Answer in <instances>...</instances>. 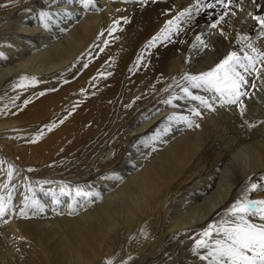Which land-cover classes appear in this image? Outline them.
<instances>
[{
	"label": "rangeland",
	"instance_id": "rangeland-1",
	"mask_svg": "<svg viewBox=\"0 0 264 264\" xmlns=\"http://www.w3.org/2000/svg\"><path fill=\"white\" fill-rule=\"evenodd\" d=\"M12 1L14 0H0V14L7 3ZM53 1L35 0V4L44 3L42 9L44 8L43 10L47 11L49 7L53 6ZM122 1L127 5L134 3L137 6L134 5L135 8L119 20L118 30L112 33L111 36L108 35V32H105L103 36L93 41L92 48L83 56V61L66 73L70 78L65 79L64 75L66 74L56 77L46 76L45 79L37 77L38 83L35 86H29L26 89H14L12 81L18 76L8 78L0 87V117L3 120L15 119L20 122L18 126L0 130V196L7 197L10 194L12 197L11 202L17 212L23 207L25 196L31 195L29 189L35 190L36 198L43 204L39 196L52 199L50 193H58L63 185L71 187L80 185L83 187L100 181L103 174H110L111 168L103 172L98 168V165L108 162V159L105 158L106 154L109 153L108 150H111L116 141L128 135L127 129L131 130L137 119L145 115L147 117L156 115L164 105L162 101L169 98L173 93L183 97V93L176 86L175 80H179L186 69L190 74L197 75L210 70L220 62L217 61L216 64L198 72L189 70V61L192 62V59H188L187 66L183 71L178 75H172L170 79L162 84L163 79H165V68L168 66L165 47L176 42L177 33H172L171 37L173 39L171 38V42H157L153 47H145V45L161 32L169 20L174 19L180 11L190 8L192 5L182 6L177 12L172 5L169 9H161L160 6L156 10L157 13L154 14L152 12L153 5L168 1ZM236 10L238 11V9ZM215 12V9H206L199 13L194 11L191 21L181 22L183 31L180 34H183L181 42L183 47L186 48L189 42L193 45L197 43L196 39H193L199 36L201 22L213 16ZM169 16L171 17L168 18ZM158 17L165 18L164 26L162 25L160 31L152 37L148 36L143 39L134 50V53L133 51L129 53L131 49L126 48L129 39L147 29L150 22ZM125 18H127V23L124 22ZM246 18L247 21L251 19L248 17V13ZM7 22L0 20V26ZM104 41H107V44ZM235 42V48H239V45L242 44L237 43V38ZM213 45H209L208 48L197 49L199 52L202 50V53L206 51L205 54L210 55V49H213ZM127 53H129V56L131 55L128 58L129 62L131 61L128 64L129 68L127 69V66H125L128 71L123 69L124 64L126 65L128 61L122 62L121 60ZM138 57H141V59L137 64ZM194 60L197 61L198 58ZM85 64H87V67H84ZM261 76L264 77V72L261 73ZM254 78L255 73L248 77L250 82ZM255 82L257 89H248L250 97L245 102L246 112L249 114L253 112V108L264 110V84L260 80ZM61 87H64L61 95L55 98L59 101L56 108L52 106L50 100L47 104L49 110H41L40 99L51 96L50 94L58 92ZM191 91L193 95H206V93L198 95L195 89H191ZM41 92L44 93L43 96L39 95ZM211 95V93H208L205 97L210 98ZM180 100L193 105V102L198 103V101L188 98H181ZM25 101L31 102L25 105ZM193 105H189L187 110L193 108ZM231 107L235 111H232ZM236 111L239 112L235 106L224 107V115L229 118L225 121L227 136L224 137L226 138L223 137L221 132H214L208 125L209 137L206 149L197 151L191 156L189 165L178 181L175 182H182L181 186L174 192V196L172 192L169 195L168 210L160 215L151 214L138 218L129 240L125 242V239H122L120 247L114 248L107 260H111L113 264H208V261H201L198 257L192 255L193 237H196V234L203 231L210 223L218 225L221 221L231 219L229 215H226V212L238 198H242L245 182L248 179L244 180L233 191L232 196L224 206H221V209L219 208L205 223L172 234L167 233L163 226L167 224L175 212L183 211V205L188 202L191 193L196 192L199 194L200 189L208 182L207 186L214 184L210 181L211 176L218 177L220 172V169L215 167L217 164L219 166L217 158L219 156L223 157L242 139L239 128L243 126L244 129H248L247 125L244 124V120L257 124V127L262 126L264 128V124L260 123L261 119L257 121L256 119L245 118L246 115L243 119ZM248 113L245 114L249 116ZM167 116L168 114L162 116L154 124L151 132L145 131L131 137L132 141L136 138L137 147L134 150L137 148V150H148L154 144H146L141 141L153 135ZM53 125L55 127H52ZM50 128L51 130H49ZM128 144L126 145L127 151L124 150L121 155L122 160L127 157L126 155L129 152ZM109 159L116 162L112 158V154H110ZM10 167L12 170L11 178L8 176ZM261 174L258 173L252 176L253 181L264 183V181H258ZM218 178L213 181H217ZM190 186L193 188L200 187L191 190ZM263 195L264 190H258L249 193V199L260 200L259 198L255 199V196ZM64 198L69 199L68 197H61V200ZM46 212L45 210L39 217L31 216V213L29 215L30 218L34 217L42 224H46L48 223L47 220L51 218ZM14 219L17 221L29 220V218ZM248 220L251 223L264 224V221L259 220L257 217H248ZM215 238V234H213V239ZM28 242L25 247H28L29 250H25V252L20 250L13 253L19 262L10 264H28L26 256H30L31 261L37 263L45 258L44 253L41 251L42 248L39 247L40 244L31 242V240ZM0 246L1 256L5 255V252L6 254L9 252L7 251L9 249L3 251L5 246L2 245V242ZM13 250L16 249L13 248ZM10 257H13V255L10 254ZM93 264H104L103 257H100Z\"/></svg>",
	"mask_w": 264,
	"mask_h": 264
},
{
	"label": "bare ground",
	"instance_id": "bare-ground-1",
	"mask_svg": "<svg viewBox=\"0 0 264 264\" xmlns=\"http://www.w3.org/2000/svg\"><path fill=\"white\" fill-rule=\"evenodd\" d=\"M167 1L163 4L153 5L152 12L156 14L158 7L169 9L171 5L177 12L182 6L188 7L196 2V0ZM94 2L100 11L90 9L87 13L84 12L80 0H54L53 6L49 7L47 11L42 9L44 3L40 2L36 5L35 0L8 2L0 14L1 21H8L0 26V53L9 58L6 66L0 68V87L8 78L18 77L21 74L35 75L39 79L66 74L83 61V56L92 48L93 41L97 39L101 31L107 32L113 21H119L137 6L134 3L127 5L122 0H94ZM205 2H210V0H205ZM257 2L261 5L260 12H264V0H257ZM242 6V11L236 10L235 16L226 15L215 29H211L209 25L217 19V12L223 11V9H219V6L215 9L216 12L213 16L201 22L199 36L208 45L214 44L213 49H210V55L205 54L206 51L199 52L191 42L186 48L183 47L181 45L183 34H176V42L165 47L168 66L165 68V79L162 84L172 75H178L183 71L187 66L188 59H192V62L189 61V70L201 72L216 64L217 61H221L230 51H239L246 44L244 42L239 45V48L234 47L236 38L240 35H249L255 47L264 51V38H260L253 31L255 21L252 23L251 19L246 20L247 13L257 14L256 7L251 3V0H245ZM41 12H47L51 17L46 29L40 20ZM65 13H71V15ZM164 19L161 17L154 19L147 29L130 38L126 45L128 50L131 49L129 53L132 51L134 53L143 39L148 36L152 37L160 31ZM221 32L224 35H221ZM171 38L173 39V37ZM129 53L121 59L122 62H129L128 58L131 57ZM196 58H198L197 61L194 60ZM128 62L126 65L124 64V70L129 68L128 64L131 61ZM64 78L68 79L70 76L66 74ZM63 88L61 87L58 92L50 94L51 96L41 98L39 101L41 110H49L47 104L50 100L52 106L56 108L59 101L55 98L61 95ZM195 90L198 95L200 93L208 94L203 89ZM244 102H247V98ZM173 103L176 105L175 107L164 104L160 113L150 116L147 120L144 119L146 115L137 119L132 129H127L128 135L125 138H120L114 145L112 144L113 146L111 150H108L109 153L105 158L109 162V156L112 154V158L116 162L110 160L109 163L99 164L98 168L103 172L111 168L110 173L121 175L124 183L117 185L110 180L101 179L90 184L102 193L103 200L101 202L94 203L87 211L81 210L77 216H69L66 214V208L71 201L64 198L59 206V211L65 212V214L57 215L53 211V208L57 206L52 204V199L39 196L48 212L46 213L51 216L47 220L48 223L42 224L34 217L27 221H17L13 218L11 223L3 226L6 229L0 227V243L2 242V245L5 246L3 251L9 249L7 254L5 252V255H0V264L18 263L19 261L13 254L16 250L13 248L19 247L25 252V250H29L28 247H25L29 240L41 245L39 247L42 248L41 251L45 258L37 263L31 261L30 256H26L28 264H93L100 257H103L105 262L112 250L120 247L122 239H125V242L129 240L138 218L151 214L160 215L168 210L169 195L172 192L174 196V192L181 186L182 182H175L189 165L191 156L197 151L206 149L209 137L208 125L214 132H221L224 137L227 136L225 121L229 120L224 115V108H220L217 102L216 112L209 114L201 110L204 114L203 119L199 120L200 129L182 133L179 128H182L183 125H178L171 133L163 137V140L167 141L166 144L157 141L148 150H141L140 147L141 151L137 150L138 148L134 150L137 147L136 138L132 141L131 137L145 131L151 132L154 124L162 116L190 114L187 107L193 104L180 99ZM193 103L194 107H198V103ZM231 110L235 111L233 108ZM231 110L229 109V111ZM252 111L251 114L246 112L250 117L245 114V118L264 121V110L253 108ZM19 124V120H3L0 117V130ZM239 129L242 136L239 143L223 157L215 156L220 166V168L218 164L215 166L220 169L219 178L211 176L210 181L214 184L207 186L208 182L200 189L199 194L196 192L190 194V199L183 205V211L175 212L163 226L167 233H180L205 223L219 208L221 209V206H224L233 191L244 180L258 173H264V128L261 126L249 131L241 126ZM127 144L129 152L127 157L122 160L121 155L126 150ZM153 147L158 150L153 152ZM129 159L131 160L128 162ZM133 164L135 168L132 167ZM216 178L218 180L213 181ZM189 188L191 190L198 189L192 186ZM109 189L112 190L109 191ZM258 198L262 199L264 195L255 196V199ZM0 253L2 254L1 251ZM10 254L13 257H10Z\"/></svg>",
	"mask_w": 264,
	"mask_h": 264
},
{
	"label": "snow or ice",
	"instance_id": "snow-or-ice-1",
	"mask_svg": "<svg viewBox=\"0 0 264 264\" xmlns=\"http://www.w3.org/2000/svg\"><path fill=\"white\" fill-rule=\"evenodd\" d=\"M244 3L245 0H210V2L196 0L190 8L180 11L174 19L169 20L161 32L154 36L145 47H153L161 41L171 42L172 33L179 34L182 32L181 22L191 21L194 11L199 13L206 9H217L218 6L219 9H223V11L217 12V19L209 25L211 29H215L226 15L235 16L236 9L242 11L241 6ZM251 3L255 5L257 10V14L248 13V17L255 21L253 31H256L260 38H264V12H260L261 5L257 0H251ZM80 4L83 6L85 13L90 9L100 11L99 8H96L94 0H80ZM65 14L71 15V13ZM50 19L51 17L47 12L40 13V20L45 29L48 27ZM124 22H128L127 18ZM119 23L120 21L117 20L109 26L107 29L108 35L111 36L112 33L118 30ZM103 35L104 31H101L97 39ZM221 35H224V33L221 32ZM196 41L197 43L193 45L194 48L209 47L208 43L202 40L200 36L196 37ZM244 42H246L244 47H241L239 51H230L210 70L197 75L184 71L179 80L174 78L176 86L183 93V97L173 93L162 103L175 107L176 105L173 103L175 100L188 98L198 101V107L189 109V115L172 114L167 116L154 134L141 142L147 144L159 141L166 144L167 141H164L163 137L171 133L178 125H183L182 128H179L182 133L188 130L200 129L199 120L203 119L204 112L209 114L216 112L217 102L220 108L235 106L239 110L241 118H243L247 111L244 101L250 97L248 89H257L256 80H260L264 84V77L261 76V73L264 72V51L256 48L251 37L247 34L240 35L237 38V43ZM104 43L107 44V41H104ZM8 59L6 55L0 53V68L6 66ZM140 59L141 57L137 58V64ZM258 65H261V67H258ZM84 67H87V64ZM253 73H255V78L250 82L248 77L252 76ZM37 83L38 78L35 75L21 74L12 81V86L14 89H26L29 86H35ZM191 89H203L212 95L210 98L193 95ZM39 95L43 96L44 93L41 92ZM30 102L25 101V105ZM201 110H204V112ZM144 119L147 120L149 117L146 116ZM260 123H264V121ZM244 124L247 125L249 131L257 127V124L250 123L247 120H244ZM52 127H55V125ZM157 150L156 147L152 148L153 152ZM132 167L135 168V165L133 164ZM8 176L9 178L12 176L11 167ZM101 179L110 180L117 185L124 183L123 177L116 173L106 174ZM258 181H264V175L258 177ZM111 190L109 189V191ZM258 190H264V183L254 182L251 176L248 177L242 198H238L226 212V215H229L231 219L221 221L218 225L210 223L203 231L198 232L196 237L199 238L193 237L192 255L198 257L201 261H208V264H264V224H255L248 220V217H257L259 220L264 221V199H249V193ZM29 191L31 195L25 196L23 207L18 212L11 202L12 197L10 194L7 197L0 196V227L11 223L13 218L28 219L30 213L31 216H40L45 211V205L36 198L35 190L29 189ZM50 195L52 196V204L57 206L53 208L57 215L65 214V212L59 211V206L63 202L61 197H68L71 201L66 208V214L69 216H77L81 210L87 211L94 203L103 200L102 193L90 184L83 187L63 185L58 193L51 192ZM213 234H215V239H213ZM21 240H23V237H21ZM16 251H20L19 247L16 248ZM104 264H113V262L106 260Z\"/></svg>",
	"mask_w": 264,
	"mask_h": 264
}]
</instances>
